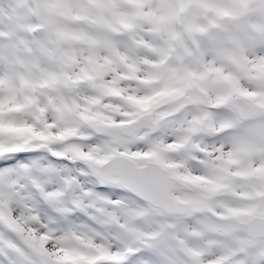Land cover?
<instances>
[{
    "label": "snow or ice",
    "instance_id": "1",
    "mask_svg": "<svg viewBox=\"0 0 264 264\" xmlns=\"http://www.w3.org/2000/svg\"><path fill=\"white\" fill-rule=\"evenodd\" d=\"M0 264H264V0H0Z\"/></svg>",
    "mask_w": 264,
    "mask_h": 264
}]
</instances>
